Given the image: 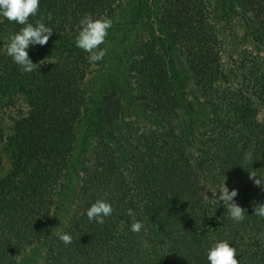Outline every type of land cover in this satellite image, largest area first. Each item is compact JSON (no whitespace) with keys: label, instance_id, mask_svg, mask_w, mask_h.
<instances>
[{"label":"trees","instance_id":"trees-1","mask_svg":"<svg viewBox=\"0 0 264 264\" xmlns=\"http://www.w3.org/2000/svg\"><path fill=\"white\" fill-rule=\"evenodd\" d=\"M223 2L245 16L253 42L230 61L223 56L208 0H164L161 5L153 0H39L29 22L35 25L43 17L53 34L46 45H37L35 57L28 53L34 64L44 60L31 73H22L4 51L6 38L23 26L0 18V96L28 107L12 119L11 133L0 136L8 165L0 176V264H18L27 251L40 249L44 264H209L207 251L220 241L236 249L239 264H264V223H246L245 217L227 229L214 224L209 215L219 209L203 199L196 165L184 151L190 139L183 131L200 128L209 147L202 142L206 159L198 158V165L210 168L215 158L227 166L248 163L264 182V133L255 127L257 105L264 107V0ZM124 5L135 7L131 20L146 10L145 18L155 25L150 39L130 49L129 82L122 84L133 85L135 100L156 122L151 127L123 121L124 96L112 102L105 93L94 107L87 81L95 63L75 45L86 14L112 20ZM173 54L193 84L194 106L205 119L195 116L185 98L183 75H172ZM243 74L249 87L236 82L239 90L229 99L232 81ZM115 137L116 144L104 141ZM86 141L92 160L89 164L83 155L78 165L76 216L60 231L72 236L65 245L51 233L52 198L70 162L85 153ZM242 173L235 199L247 215L264 203V187ZM97 200L113 207L102 225L86 215ZM136 221L144 225L139 233L131 231Z\"/></svg>","mask_w":264,"mask_h":264},{"label":"rangeland","instance_id":"rangeland-1","mask_svg":"<svg viewBox=\"0 0 264 264\" xmlns=\"http://www.w3.org/2000/svg\"><path fill=\"white\" fill-rule=\"evenodd\" d=\"M163 1L164 0H153L156 5H161ZM140 3L143 6L142 2ZM208 3L215 32L223 43V56L226 60H234L243 51L249 50L253 46V42L247 36L245 29V16L239 14L237 9L231 8L228 4L226 6L223 0H208ZM134 9L135 7L133 5H124L114 13L112 19L113 25L108 30L105 42L100 45V48L104 50L106 54L101 61L95 63L87 81L88 98L95 107L99 104L102 95L105 93H109L112 102L124 96V100L121 98L123 121L134 123L142 127H151L156 124V122L150 114L145 111L141 103L135 100L133 85L129 84L128 87L122 86L123 81L129 82L127 66L130 59V49L133 50L138 43L150 39L155 29V25L152 23L153 20L145 18L146 10H142L138 18L131 20L129 17H132L135 12ZM27 51L29 54H32L33 57L40 52L37 45L30 46ZM261 55L264 56V50ZM170 61L173 71L172 75L178 77V75L182 74L184 77L180 83L185 92V98L193 104L192 109L196 113L195 116L200 117V119H205V116L200 115L198 107L194 106L197 93L193 88L192 82L185 75L183 65L177 63V54H173ZM247 79V74H243L242 76H237L235 82L232 81V94L229 96V99H234L237 94L236 91L239 90V86L236 85V82H239L238 84L241 86H248ZM90 105L91 104L88 105V111H93L94 107ZM27 108L25 102H16L15 98L8 95L0 96V136H7L11 133L12 119L18 117V113L20 111H26ZM207 111L209 110L207 109ZM207 111H205L204 114H207ZM184 118V120L188 122V118ZM255 118L257 123L255 127L264 133L263 106L257 105V114ZM202 131L203 130H200V128L199 130L195 129L191 131L187 130L186 127L183 133L188 141L190 139V142L187 149H184V151L186 157L192 160L196 165L194 176H196V181L202 190L203 199L206 198L208 200L209 206L215 205L217 206L216 208L219 209V211L216 210L215 214L211 215L210 212L209 217L214 220V224L219 223L220 225H224V229H227L229 224L238 225L241 222L237 223L230 218L226 208L223 207V202H220V204L215 202V191L223 184L226 177L225 185L230 191L236 189L238 195H240L241 186L239 184L244 178L242 171L244 173H251L252 170L248 167V163L243 164V167L238 164L235 166H227L226 163H224L222 165L221 163L223 160L220 158H215V162L213 161L211 164L212 166H208L210 168L198 165V158L201 160L204 158L200 153L202 142L204 149L209 147L208 144L204 142L205 138L202 135ZM189 133L191 136H189ZM115 138L114 141L111 139H106L104 141L116 144L118 139L117 137ZM89 143V141L86 143L85 153L78 154L77 159L70 162V168L64 173L60 187L53 195V210L50 214L52 235L57 236V233L68 224V220L76 216V197L82 179V169L80 170L78 165L83 155L90 164L92 160V149ZM234 143H236L237 146L241 145V142L234 141ZM262 153H264V151ZM246 157L248 161L246 160L245 162H249L250 155H245V158ZM124 167H127V165L124 164ZM7 168V161L0 150V176ZM224 169H231V172L224 173ZM218 195L219 193L217 191V196ZM260 196H262V193ZM234 201L240 205V199L236 200L234 198ZM245 217H247L246 223L249 221H258L260 224L264 223V219L253 215V213L247 214ZM260 229L262 230L263 228L261 227ZM43 255L44 252L41 249L38 251L29 250L20 257L18 264H44Z\"/></svg>","mask_w":264,"mask_h":264},{"label":"clouds","instance_id":"clouds-1","mask_svg":"<svg viewBox=\"0 0 264 264\" xmlns=\"http://www.w3.org/2000/svg\"><path fill=\"white\" fill-rule=\"evenodd\" d=\"M38 11L39 0H0V18L7 20L9 23L23 26L18 32L6 38L7 42L4 47L5 54L11 57L22 73H31L37 70L44 61L34 64L28 55L27 50L29 47L46 45L53 34V30L45 25L43 17L37 19L35 25L29 22L31 17L37 15ZM51 18L49 13L47 19L51 20ZM112 25L111 19L106 17L93 19L90 14H86L80 20L81 30L75 38V45L89 54L90 62L96 63L104 58L106 53L100 48V45L105 42L108 30ZM248 174L249 179L253 180L255 186L261 187V189L264 187V182L257 178L255 170ZM225 180L226 177L223 184L215 191V202L217 204L223 202V207L226 208L230 218L237 223L242 222L246 216L245 209L234 201L238 191L236 189L230 191L225 185ZM112 213L113 207L104 200H97L86 211L89 221H95L101 225L104 224L105 218L111 216ZM128 215H132L131 209L128 210ZM253 215L264 219V203L254 206ZM143 226L142 222L136 221L132 223L131 231L139 233ZM57 235L65 245L72 243L71 235L63 232H59ZM236 257V249L230 246L227 241L217 242L207 251L209 264H239Z\"/></svg>","mask_w":264,"mask_h":264}]
</instances>
